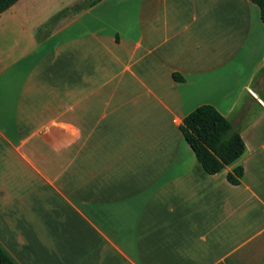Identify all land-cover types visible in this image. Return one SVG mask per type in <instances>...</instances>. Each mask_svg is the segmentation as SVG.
<instances>
[{"label":"crops","instance_id":"1","mask_svg":"<svg viewBox=\"0 0 264 264\" xmlns=\"http://www.w3.org/2000/svg\"><path fill=\"white\" fill-rule=\"evenodd\" d=\"M201 104L244 144L213 174L178 127ZM0 249L13 264H264L257 6L17 0L0 12Z\"/></svg>","mask_w":264,"mask_h":264},{"label":"trees","instance_id":"2","mask_svg":"<svg viewBox=\"0 0 264 264\" xmlns=\"http://www.w3.org/2000/svg\"><path fill=\"white\" fill-rule=\"evenodd\" d=\"M17 0H0V12ZM259 11L264 25V0H250ZM179 130L195 155L204 174H213L234 162L244 151L239 129L223 117L212 105L201 104L187 113L179 124ZM242 167L234 166L226 173L231 184H238ZM0 264H13L0 249Z\"/></svg>","mask_w":264,"mask_h":264},{"label":"rangeland","instance_id":"3","mask_svg":"<svg viewBox=\"0 0 264 264\" xmlns=\"http://www.w3.org/2000/svg\"><path fill=\"white\" fill-rule=\"evenodd\" d=\"M56 1H59V0H56ZM61 1H63V2H64V1H70V0H61ZM87 2H88V1H87ZM87 2H86V3H87Z\"/></svg>","mask_w":264,"mask_h":264}]
</instances>
